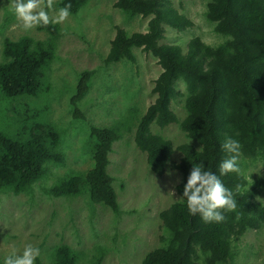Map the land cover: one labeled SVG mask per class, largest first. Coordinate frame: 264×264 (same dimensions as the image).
<instances>
[{"label": "trees", "instance_id": "trees-1", "mask_svg": "<svg viewBox=\"0 0 264 264\" xmlns=\"http://www.w3.org/2000/svg\"><path fill=\"white\" fill-rule=\"evenodd\" d=\"M87 1L59 0L58 5L70 4V13L77 14ZM114 5L130 18H151L146 31L129 32L118 27L105 62L135 61L134 50L141 48L157 57L162 67L153 87L156 98L138 119L136 145L146 153L155 174L163 175L169 166L182 174L177 185L179 199L159 214L167 236L163 244L144 256L142 264L230 263L232 241L264 225V204L257 200L264 189V0H209L206 16L225 39L211 45L196 36L186 51L179 44L162 42L166 24L177 29L193 24L172 0H116ZM38 28L49 34L46 40L31 36L4 40L0 91L6 99L36 96L46 84L60 26L50 20ZM94 74L93 69L79 74L70 99L76 118H85L81 101ZM180 81L185 85L184 92L179 89ZM178 97H184L186 115L182 120L172 107ZM175 122L196 141L178 146L182 153L178 162L171 161L173 142L152 130L153 124L166 127ZM89 136L93 165L85 172L62 178L47 191L53 196L88 194L92 203L118 213L117 191L108 166L112 146L121 133L114 127L93 125ZM226 138L236 139L241 145L238 163L242 158H261L263 175L252 187L241 171L239 175L221 176L226 187L235 190L240 186L237 207L224 212L222 222L205 223L199 214L188 213L180 197L192 164L203 162L207 170L219 176V164L232 155L221 147ZM60 145L61 134L49 122L17 132L0 129V191L27 192L35 182L48 177L50 165L65 161ZM79 259V252L61 244L51 264H76ZM36 264L44 263L39 258Z\"/></svg>", "mask_w": 264, "mask_h": 264}, {"label": "rangeland", "instance_id": "rangeland-1", "mask_svg": "<svg viewBox=\"0 0 264 264\" xmlns=\"http://www.w3.org/2000/svg\"><path fill=\"white\" fill-rule=\"evenodd\" d=\"M115 1L88 0L77 14L70 13L66 20L57 22L60 36L56 56L38 95L6 99L0 91V129L17 132L49 122L59 130L60 149L65 154L64 163L50 165L49 176L35 182L27 192L0 191V258L31 243L40 248L43 263L51 264L56 249L67 244L80 253L76 264H142L144 256L163 244L167 236L159 214L179 199L177 185L182 174L171 166L166 170L171 175L152 172L146 153L135 142L138 119L156 98L153 87L162 67L157 57L141 48L134 50L135 61L105 62L118 27L129 32L146 31L151 17L130 18L115 7ZM208 1L172 0L193 24L185 29L166 24L162 42L179 44L186 51L196 36L211 45L224 41L206 16ZM58 2L39 0L50 17L60 8ZM38 26L25 31L11 10V0H0V62L6 37L46 40L49 34ZM86 69L95 70V74L81 101L85 118H76L70 99L79 74ZM178 85L184 92V83ZM172 107L182 120L186 115L184 97L174 100ZM93 125L114 127L121 133L112 146L108 166L117 191L118 213L92 203L88 194L53 196L47 191L62 178L85 172L93 165L89 136ZM152 130L173 142L172 162L182 156L179 145L196 144L179 122L166 127L153 124ZM239 166L250 187L263 175L261 158H242ZM257 200L264 204V189ZM232 250L233 259L226 264H264V225L233 240Z\"/></svg>", "mask_w": 264, "mask_h": 264}, {"label": "clouds", "instance_id": "clouds-1", "mask_svg": "<svg viewBox=\"0 0 264 264\" xmlns=\"http://www.w3.org/2000/svg\"><path fill=\"white\" fill-rule=\"evenodd\" d=\"M47 7L51 10V2ZM70 9L71 5L65 4L50 17L49 12L41 8L39 0H11V10L17 20L22 22L25 31H30L39 24L47 25L50 20L52 23L63 22L70 15ZM221 147L232 155L219 164V176L207 170L203 162L192 164L180 197L186 204L188 213L192 216L199 214L205 223L222 222L225 219L223 213L237 207L236 193L240 186L237 185L235 190L230 189L220 177L228 173L240 174L238 157L241 145L236 139L226 138ZM171 174V171L166 172V175ZM40 256V248L29 243L20 251L13 250L4 255L0 258V264H36Z\"/></svg>", "mask_w": 264, "mask_h": 264}]
</instances>
